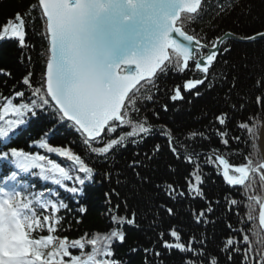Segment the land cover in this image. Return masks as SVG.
I'll use <instances>...</instances> for the list:
<instances>
[{
  "label": "trees",
  "instance_id": "obj_1",
  "mask_svg": "<svg viewBox=\"0 0 264 264\" xmlns=\"http://www.w3.org/2000/svg\"><path fill=\"white\" fill-rule=\"evenodd\" d=\"M177 24L207 46L249 38L264 32V0H203ZM47 40L38 0H0V154L29 164L3 163L38 208L23 264H264V38L227 40L206 74L171 51L94 140L47 98ZM213 153L246 166L248 182L228 186Z\"/></svg>",
  "mask_w": 264,
  "mask_h": 264
},
{
  "label": "water",
  "instance_id": "obj_2",
  "mask_svg": "<svg viewBox=\"0 0 264 264\" xmlns=\"http://www.w3.org/2000/svg\"><path fill=\"white\" fill-rule=\"evenodd\" d=\"M202 0H39L47 19L50 59L46 85L65 116L100 136L107 125L122 121L128 95L141 82L151 79L174 50L183 66L195 63L206 73L227 40L249 42L264 38V32L249 38L225 33L211 47L199 43L176 21L181 13H193ZM17 38L25 35L19 16L13 18ZM202 49L206 54H202ZM264 172V112L258 134ZM224 182L243 185L249 173L245 166H232L218 154ZM231 172L234 174L231 175ZM264 200L258 222L264 232Z\"/></svg>",
  "mask_w": 264,
  "mask_h": 264
},
{
  "label": "bare ground",
  "instance_id": "obj_3",
  "mask_svg": "<svg viewBox=\"0 0 264 264\" xmlns=\"http://www.w3.org/2000/svg\"><path fill=\"white\" fill-rule=\"evenodd\" d=\"M203 1V0H202ZM202 3V2H201ZM202 44H204V43H202ZM205 45V44H204ZM206 46V45H205ZM212 46V45H211ZM211 46H209V47H211ZM223 46V45H222ZM222 48V47H221ZM221 48H220V50H221ZM193 65H194V67H195V63H193V62H191ZM128 98V97H127ZM126 101H127V99H126ZM259 130H260V127H259ZM259 130H258V134H259ZM257 141H258V135H257ZM214 154H216V153H214ZM218 155H220V154H218ZM214 156V155H213ZM215 157V156H214ZM216 158V157H215ZM217 159V158H216ZM217 161H218V159H217ZM218 164H219V161H218ZM219 167H220V164H219ZM221 168V167H220ZM221 173V172H220ZM231 174H233L232 172H231ZM263 220H264V218H263Z\"/></svg>",
  "mask_w": 264,
  "mask_h": 264
},
{
  "label": "rangeland",
  "instance_id": "obj_4",
  "mask_svg": "<svg viewBox=\"0 0 264 264\" xmlns=\"http://www.w3.org/2000/svg\"><path fill=\"white\" fill-rule=\"evenodd\" d=\"M249 178L247 179V182H248Z\"/></svg>",
  "mask_w": 264,
  "mask_h": 264
}]
</instances>
